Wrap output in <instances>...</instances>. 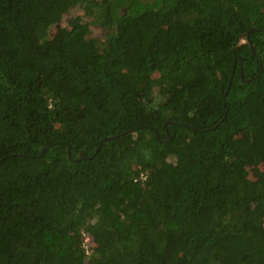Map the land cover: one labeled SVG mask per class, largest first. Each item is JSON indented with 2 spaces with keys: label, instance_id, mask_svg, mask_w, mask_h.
Here are the masks:
<instances>
[{
  "label": "trees",
  "instance_id": "trees-1",
  "mask_svg": "<svg viewBox=\"0 0 264 264\" xmlns=\"http://www.w3.org/2000/svg\"><path fill=\"white\" fill-rule=\"evenodd\" d=\"M0 264H264V0H0Z\"/></svg>",
  "mask_w": 264,
  "mask_h": 264
},
{
  "label": "rangeland",
  "instance_id": "rangeland-1",
  "mask_svg": "<svg viewBox=\"0 0 264 264\" xmlns=\"http://www.w3.org/2000/svg\"><path fill=\"white\" fill-rule=\"evenodd\" d=\"M82 13H83L82 8L81 9L77 8V7L70 8V10L65 13L64 18L61 22V25H63V26L71 25L72 20L75 18V16L81 15ZM84 17H85V21L90 22L91 36H94V37L98 38V40H99L100 37H102L104 35L105 28L103 27L101 22H99L97 20L94 21V18L92 16L84 15ZM56 31H57V26H54L53 32H56ZM99 42H100V40H99Z\"/></svg>",
  "mask_w": 264,
  "mask_h": 264
},
{
  "label": "built area",
  "instance_id": "built-area-1",
  "mask_svg": "<svg viewBox=\"0 0 264 264\" xmlns=\"http://www.w3.org/2000/svg\"><path fill=\"white\" fill-rule=\"evenodd\" d=\"M85 246H86V248H87V250L89 251V246H90V243H89V241H90V237L89 236H87V237H85Z\"/></svg>",
  "mask_w": 264,
  "mask_h": 264
}]
</instances>
